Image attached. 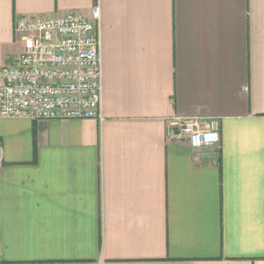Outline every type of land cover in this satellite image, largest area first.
Instances as JSON below:
<instances>
[{
	"label": "crops",
	"instance_id": "0c3cea01",
	"mask_svg": "<svg viewBox=\"0 0 264 264\" xmlns=\"http://www.w3.org/2000/svg\"><path fill=\"white\" fill-rule=\"evenodd\" d=\"M95 8L102 119L0 118V264H264V0H0V66Z\"/></svg>",
	"mask_w": 264,
	"mask_h": 264
},
{
	"label": "built area",
	"instance_id": "2783aa9c",
	"mask_svg": "<svg viewBox=\"0 0 264 264\" xmlns=\"http://www.w3.org/2000/svg\"><path fill=\"white\" fill-rule=\"evenodd\" d=\"M70 12L64 17L20 18L18 33L29 35L24 53L0 66V118L31 121L102 119V67L96 23ZM168 137L195 151L218 148L219 120L175 118Z\"/></svg>",
	"mask_w": 264,
	"mask_h": 264
}]
</instances>
